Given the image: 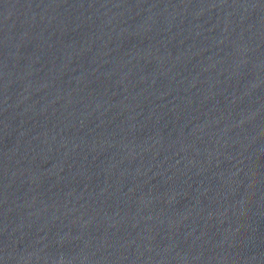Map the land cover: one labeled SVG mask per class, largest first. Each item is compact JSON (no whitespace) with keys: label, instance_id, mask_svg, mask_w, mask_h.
<instances>
[{"label":"water","instance_id":"obj_1","mask_svg":"<svg viewBox=\"0 0 264 264\" xmlns=\"http://www.w3.org/2000/svg\"><path fill=\"white\" fill-rule=\"evenodd\" d=\"M0 264H264V0H0Z\"/></svg>","mask_w":264,"mask_h":264}]
</instances>
